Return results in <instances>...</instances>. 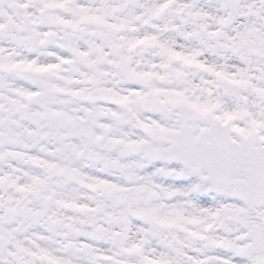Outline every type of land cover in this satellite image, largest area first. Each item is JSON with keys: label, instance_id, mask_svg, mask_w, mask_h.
Segmentation results:
<instances>
[{"label": "snow or ice", "instance_id": "1", "mask_svg": "<svg viewBox=\"0 0 264 264\" xmlns=\"http://www.w3.org/2000/svg\"><path fill=\"white\" fill-rule=\"evenodd\" d=\"M0 264H264V0H0Z\"/></svg>", "mask_w": 264, "mask_h": 264}]
</instances>
